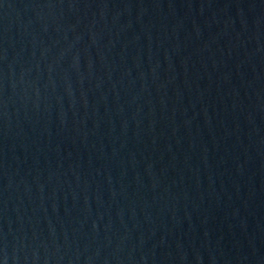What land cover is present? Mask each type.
I'll return each instance as SVG.
<instances>
[{"label": "water", "instance_id": "obj_1", "mask_svg": "<svg viewBox=\"0 0 264 264\" xmlns=\"http://www.w3.org/2000/svg\"><path fill=\"white\" fill-rule=\"evenodd\" d=\"M0 264H264V0H0Z\"/></svg>", "mask_w": 264, "mask_h": 264}]
</instances>
